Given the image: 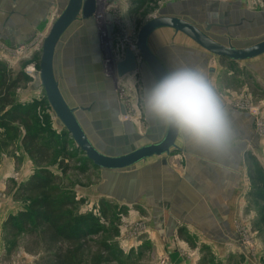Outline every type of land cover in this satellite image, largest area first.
Listing matches in <instances>:
<instances>
[{"label":"rangeland","instance_id":"374dc122","mask_svg":"<svg viewBox=\"0 0 264 264\" xmlns=\"http://www.w3.org/2000/svg\"><path fill=\"white\" fill-rule=\"evenodd\" d=\"M138 1L115 0L116 6L106 8L107 12H113V18L117 16L122 28L114 32L117 40L111 39L113 52L116 44L129 43L132 49L130 44L135 42L141 26L161 15L164 9L200 29L204 22L227 25L238 24L241 17L246 19L236 28H214L208 33L224 46L229 41L234 47L244 48L264 40V0H176V5H171L174 0H145L142 4ZM65 3L66 0H0V66L11 72L13 78L25 77L17 86L14 106L22 113L31 110L28 126L22 120L9 132L0 129V264H39L47 255L39 243L40 229L29 227L19 235H12L7 225L9 218L15 221L26 208V201L18 199V188L42 171L58 178L61 188L77 202L73 216L75 226L79 227L83 220L98 225L99 233L95 238L103 237L109 245L114 257L111 264H197L194 258L198 255V264L218 263L217 256L206 255L208 249H202L206 227L217 223L206 224L203 216H192L190 222L189 216L188 220L178 219L182 223H175L176 228L168 233L163 209L173 212V217L177 218V208L161 207L158 203L161 186L156 173H146L149 163L120 172L94 169L50 110L38 82L41 45ZM94 31L88 22L75 23L56 53L54 70L63 97L71 107L88 108V112L78 110L77 119L91 143L107 156L123 155L145 143L157 142L164 127L139 110L143 88L151 86L153 81L146 74L145 81L141 78L137 86L126 83L117 92L105 91L95 71L97 66H90L93 57L88 51L91 40L96 38ZM97 37L100 41L98 34ZM165 45L199 50L185 36L174 34L172 30H157L149 39L153 53ZM98 48L105 62L108 53L104 43ZM199 52L203 55L201 58L175 56L170 63L165 61V65L168 70L182 63L204 69L230 113L245 114L247 122L241 124L233 120L237 142L228 158H213L192 146L184 148L185 142L179 138L178 147L193 150L196 159L190 163L184 152H175L168 160L174 172L184 178L189 176L185 174L191 172L195 163L194 166H201L210 174L209 181L217 177L209 168L225 167L223 171L234 178L230 181L234 206L230 208V225L236 239L233 246L245 249L243 259L235 263L264 264V259L258 260V254L264 255V56L237 63ZM121 55L118 48L114 58L118 61ZM123 109L124 114H120ZM26 135L36 136L39 145L48 148L49 163L36 166L21 144ZM234 172H240L239 178ZM205 181L199 198L202 193L206 195ZM208 193L212 194L213 190L209 189ZM184 248L189 254L186 257Z\"/></svg>","mask_w":264,"mask_h":264},{"label":"water","instance_id":"95a60500","mask_svg":"<svg viewBox=\"0 0 264 264\" xmlns=\"http://www.w3.org/2000/svg\"><path fill=\"white\" fill-rule=\"evenodd\" d=\"M115 0H66L63 11L51 24L50 29L41 45V56L39 60L38 82L44 92L46 101L50 110L58 120L61 127L67 132V135L73 141L78 150L85 156L87 162L97 170L107 172H120L132 169L144 162L157 159L155 166H165L166 159L171 153L185 152L177 146V140L180 138L176 133L164 128L161 138L155 143H145L138 148L128 151L123 155L107 156L101 153L89 140L82 125L77 119L76 113L80 111H88V108H74L66 102L63 97L59 82L55 76V56L62 45L63 39L67 32L77 22L90 23L94 27L95 43L100 47L103 40L106 39L111 43L112 25L105 27V22L110 21L113 12H107L106 8L113 6ZM171 9V7H169ZM171 10H163L161 15L155 16L146 21L139 29L134 48L135 55L129 47L123 49L122 58L119 61H106L102 63L104 69V82L108 88V84H115L117 81L124 79L128 75L136 73L138 63H141L146 71L149 72L153 81L162 77L168 69L165 67L164 59L168 56L177 55L186 57L195 55L193 50L170 46L165 47L153 53L149 48V38L157 30L169 29L175 34H181L190 40L202 53L222 58L230 62H247L264 56V40L253 45L238 48L228 43L224 46L208 36L212 28L230 30L240 26L238 24L222 25L218 23H203V29H200L193 23L177 16H171ZM114 13H116L114 11ZM226 17V13H222ZM100 20L98 22V18ZM114 28V27H113ZM104 30L106 35L98 40L97 34ZM102 37V35H100ZM91 40V44H92ZM93 43V44H95ZM95 44V46H96ZM101 53V51H100ZM94 56L95 50L89 53ZM186 55V56H185ZM97 56V55H96ZM139 61V62H137ZM106 66V67H105ZM114 87V86H113ZM111 88H108L109 90ZM124 114V110L121 111Z\"/></svg>","mask_w":264,"mask_h":264},{"label":"trees","instance_id":"16d2710c","mask_svg":"<svg viewBox=\"0 0 264 264\" xmlns=\"http://www.w3.org/2000/svg\"><path fill=\"white\" fill-rule=\"evenodd\" d=\"M144 1L139 0L138 4ZM18 76L13 78L11 72L0 66V129L6 132L22 120L29 125L31 110L22 113L14 106L17 86L25 81L23 75ZM21 144L33 157L36 166L49 163V150L39 145L36 136L26 135ZM18 193V199L26 201V208L15 221L12 218L7 220L8 229L12 235H19L29 227L40 229L39 243L47 255L39 264H111L114 261L103 237L95 238L99 228L94 221L83 220L79 227L75 226L73 216L77 202L61 188L58 178L42 171L19 187Z\"/></svg>","mask_w":264,"mask_h":264},{"label":"crops","instance_id":"0c3cea01","mask_svg":"<svg viewBox=\"0 0 264 264\" xmlns=\"http://www.w3.org/2000/svg\"><path fill=\"white\" fill-rule=\"evenodd\" d=\"M176 3H177L176 0H174L173 2H171V5H176ZM166 5H170V3L166 4ZM114 6H116V5L114 4ZM166 30H169V29H166ZM93 43H95L94 40L92 41V44L90 42V44H91L90 50L91 51L95 47V44H93ZM170 46L187 48V47L182 46V45H179V46L178 45H165V46L160 47L157 51H159L162 48L170 47ZM149 48H150V46H149ZM188 49H190V48H188ZM150 50H151V48H150ZM191 50H193V52H195V55L194 54L191 56L185 55L187 58H193V59L197 58L198 59V58H201L203 56L200 54V52H199L200 50H194V49H191ZM175 56H177V55L165 57L164 60L168 61L170 63L171 61H173L172 59ZM177 57H179V56H177ZM180 58H182V57H180ZM165 61H164V64H166ZM165 67H166V65H165ZM144 72L145 73H143V71H140L138 73L128 75L124 79L117 81L116 86H115V84L109 83L108 88H111V89H109L108 91H112V92L116 91L117 92V91H119L118 88L120 86H122L123 84H126V83L128 84V86H131V87L137 86V85H139V80L141 78H144L143 80L145 81L144 75H146V74L153 81L151 75L149 73H147V71H144ZM141 83H143V81ZM105 87H107V86H105ZM104 90H105V88H104ZM106 91H107V89H106ZM82 112H88V111H82ZM119 112H120V114H122L121 111H119ZM230 114H231L233 120H238L239 123H241V124H242V122H244V123L247 122L246 121L247 116L241 112L230 113ZM113 118H115V116H113ZM240 135H241L240 137L242 138L243 135L242 134H240ZM244 138L245 137H243V139ZM179 140L180 139H178L177 142ZM179 144H180V142H179ZM181 145H182V143H181ZM182 147H184V148L190 147V145L185 143L184 146H182ZM184 151H185L184 155L186 157H189L187 159L188 160L187 162H190V160L196 159L194 157H196L197 154H195L193 152V150H191V151L184 150ZM189 154H190V156H189ZM148 161L145 162V164L149 163L146 166V169H148L146 171V173H149V174L152 173L151 175H153V173H156L155 174L157 176L156 179L159 182V186H161L159 188L160 194H158V203L161 204V207L169 205V206L175 207V209L177 208L176 209L177 216H178L177 218L173 217V215H175V214L171 211L163 209V213L161 212L164 216V223H166V222L168 223V226H167L168 233H170V229H172L173 227L176 228V226L174 225L175 223H177V222L182 223L179 221V220H181V218H186L188 220V217L191 216V219L189 220L191 222L192 216H199L200 218H201V216H203L205 218L206 224L207 223L208 224L217 223L216 226L210 225V226L206 227L207 234L205 236V239L202 241L204 243L202 249L203 250L208 249L207 252H205L206 255H208V254L212 255L213 254V255L217 256L218 263H214V264H237V263H235L237 260H239V259L242 260L243 259L242 255H245V249L240 247V246H233V244H235V242H236V239H235V237H233V234L231 232V225H230V222H231L230 218L232 216L230 213V208L234 207L231 204V203H233V200H231V197H230V181L231 180L233 181L234 178L232 177V179H231L229 177V172L223 171L225 167L220 166L217 169H214V168L210 169L209 168L208 170L211 171L213 176L217 175V177H215V181H209L210 180V174L205 172L206 169H204L203 167L194 166L196 163L193 165L191 172H188V173L186 172L185 175H189V176L184 178V177H182L181 174L174 172L173 168L171 167L172 166L171 161L168 160V158L166 159V165L165 166L161 165L159 167L155 166L156 163L158 162L157 159H151ZM150 161H153V162H150ZM215 171H218V173H216ZM205 173H207L206 175H208L206 178L204 176ZM239 174H240V172L235 173V175H237L238 178H239ZM149 178L152 179L153 177L149 176ZM203 180L207 181L206 186H205L207 188V190L204 191L206 195L204 196V194L202 193L200 195V198H199L198 193L200 192V190L203 187V184H204V183H202ZM211 186L213 187V189L211 188ZM209 189L213 190L212 194L208 193ZM214 192H215V194H214ZM242 204L243 203H240V205H242ZM161 207H159L157 213L160 212ZM199 221H201V219ZM205 244L207 246H204ZM186 251H187L186 248H184V252H183L184 257H186V255H189ZM168 253L171 254L170 252H168ZM201 253L204 254V252H201ZM174 256H175V254L173 255V259H174ZM258 256H259L258 260L264 259V255H262V253L258 254ZM198 260H199V255L194 258V262L197 261V264H198ZM184 261H186V260H184ZM191 261L193 262V259Z\"/></svg>","mask_w":264,"mask_h":264},{"label":"clouds","instance_id":"9594fccd","mask_svg":"<svg viewBox=\"0 0 264 264\" xmlns=\"http://www.w3.org/2000/svg\"><path fill=\"white\" fill-rule=\"evenodd\" d=\"M139 110L210 157L225 159L234 151L237 130L230 111L198 65L174 66L143 88Z\"/></svg>","mask_w":264,"mask_h":264},{"label":"flooded vegetation","instance_id":"af4514ba","mask_svg":"<svg viewBox=\"0 0 264 264\" xmlns=\"http://www.w3.org/2000/svg\"><path fill=\"white\" fill-rule=\"evenodd\" d=\"M115 2V1H114ZM223 13H225V12H223ZM226 17H227V15H226ZM225 16L223 17V18H226ZM241 24L243 23V21H246V19H243L242 17L241 18H239V20H238ZM105 24L107 25V26H109V27H111V25L114 27H112V33H113V36H114V32H117V31H120L122 28L120 27L121 25H120V23L118 22V19H117V16H114V18L112 19V20H110V21H107V22H105ZM120 26H119V25ZM240 24V25H241ZM229 25V24H228ZM212 29H214V28H212ZM211 29V30H212ZM219 29V28H218ZM96 44V43H95ZM92 50H95V53L96 54H94V56L96 57V58H92L91 59V61H92V64L90 65V66H97V69L98 70H95L96 71V74L99 76L100 75V77H101V80H102V85H103V87L105 88V91H106V89H108L107 87H105V83H104V74H106V73H104V69H102L103 67H102V63H104L103 62V57H102V55H101V53H100V51H99V48H98V44H96V46L92 49ZM90 53V49H89V51H88V54ZM134 54L135 55H137L136 54V52H134ZM97 55V56H96ZM89 56H91L90 54H89ZM92 57V56H91ZM137 62H139V61H137ZM140 71H143V73H145L144 71H146V69H145V67L141 64V63H138V67H137V70H136V73H138V72H140ZM147 73H149L148 71H147ZM108 91V90H107Z\"/></svg>","mask_w":264,"mask_h":264},{"label":"bare ground","instance_id":"6f19581e","mask_svg":"<svg viewBox=\"0 0 264 264\" xmlns=\"http://www.w3.org/2000/svg\"><path fill=\"white\" fill-rule=\"evenodd\" d=\"M181 5H183V4H181ZM183 6H184V5H183ZM99 20H100V17L98 18V22H99ZM111 20H112V17H111ZM118 22H119V20H118ZM100 35H102V37H100V39H102V38H103V35H106L105 31H104V30H101L99 36H100ZM115 40H116V39H114V41H115ZM103 43H104V48L106 49V51H107V53H108V55H107L106 58H105V62H106V61H110V58L113 59V58H112V55L110 54L111 51H112V46H111L112 43H111V44L108 43V42L106 41V39L103 40ZM130 45H131V47H132L131 51L135 52V49H133V48H134V43H132V44H130ZM119 47H120V45H118V44L114 45L115 51H116V49L119 48ZM129 49H130V47H129ZM113 57H114V53H113ZM105 62H104V63H105ZM105 67H106V66H105Z\"/></svg>","mask_w":264,"mask_h":264},{"label":"built area","instance_id":"2783aa9c","mask_svg":"<svg viewBox=\"0 0 264 264\" xmlns=\"http://www.w3.org/2000/svg\"><path fill=\"white\" fill-rule=\"evenodd\" d=\"M105 27H108V26L105 24ZM117 34H118V33H117ZM119 34H120V33H119ZM115 35H116V34L114 33V36L112 35L111 37H112L113 39H116V38H115ZM120 35H122V34H120ZM116 40H117V39H116ZM123 41H124V40H122V42H123ZM125 43H126V42H125ZM110 44H111V43H110ZM112 46H113V45H112ZM127 46L129 47V43H127V44H120V47H119V48H120L122 54H123V49H124L125 47H127ZM133 49H135V48H133ZM116 50H118V48H117ZM130 50H131V49H130ZM114 52H115V48H114ZM114 52H113V47H112V58H113V59H111V60L114 61V62H116V61H117L116 58L113 57V53H114ZM132 52H133V51H132ZM133 53H134V52H133ZM121 56H122V55H121ZM115 60H116V61H115ZM120 60H121V59H120ZM118 61H119V60H118Z\"/></svg>","mask_w":264,"mask_h":264}]
</instances>
